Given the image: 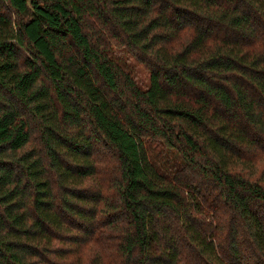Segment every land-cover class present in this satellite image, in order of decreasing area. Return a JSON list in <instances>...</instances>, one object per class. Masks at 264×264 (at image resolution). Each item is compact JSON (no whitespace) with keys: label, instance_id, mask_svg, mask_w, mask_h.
<instances>
[{"label":"trees","instance_id":"16d2710c","mask_svg":"<svg viewBox=\"0 0 264 264\" xmlns=\"http://www.w3.org/2000/svg\"><path fill=\"white\" fill-rule=\"evenodd\" d=\"M263 170L264 0H0V264H264Z\"/></svg>","mask_w":264,"mask_h":264},{"label":"rangeland","instance_id":"374dc122","mask_svg":"<svg viewBox=\"0 0 264 264\" xmlns=\"http://www.w3.org/2000/svg\"><path fill=\"white\" fill-rule=\"evenodd\" d=\"M122 56L127 59V62L130 65L132 74L135 76L136 81H138L141 86L145 87L147 83L148 72L146 71L144 66L139 62L133 60V58L128 53L122 52ZM262 178L264 179V170L262 172Z\"/></svg>","mask_w":264,"mask_h":264}]
</instances>
